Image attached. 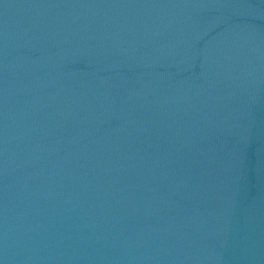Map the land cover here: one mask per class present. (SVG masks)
<instances>
[{
  "label": "water",
  "instance_id": "obj_1",
  "mask_svg": "<svg viewBox=\"0 0 264 264\" xmlns=\"http://www.w3.org/2000/svg\"><path fill=\"white\" fill-rule=\"evenodd\" d=\"M0 264H264V0H0Z\"/></svg>",
  "mask_w": 264,
  "mask_h": 264
}]
</instances>
